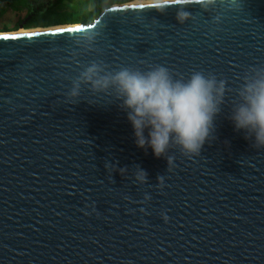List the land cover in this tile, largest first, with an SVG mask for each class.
<instances>
[{
  "label": "water",
  "instance_id": "1",
  "mask_svg": "<svg viewBox=\"0 0 264 264\" xmlns=\"http://www.w3.org/2000/svg\"><path fill=\"white\" fill-rule=\"evenodd\" d=\"M242 3L115 5L90 24L0 35V264H264V147L230 118L264 67V0ZM69 28L81 31H59ZM94 61L223 79L200 155L173 146L168 165L138 148L112 95L83 87L69 102Z\"/></svg>",
  "mask_w": 264,
  "mask_h": 264
},
{
  "label": "clouds",
  "instance_id": "2",
  "mask_svg": "<svg viewBox=\"0 0 264 264\" xmlns=\"http://www.w3.org/2000/svg\"><path fill=\"white\" fill-rule=\"evenodd\" d=\"M197 2L205 11L220 4L238 13L243 5L242 0ZM221 20V15L215 17L217 24ZM83 87L114 96L132 126L136 146L151 148L157 158L166 157L168 165L173 146L187 156L200 155L212 138L214 121L221 113L226 93V82L212 74L194 72L186 79H177L163 65L147 71L129 67L109 71L96 61L84 66L72 80L67 93L69 102L79 99ZM238 96L230 117L235 129L245 132V138L256 147H264V67L251 70ZM136 169L138 178L148 182L147 173ZM162 180L163 176L158 177V181Z\"/></svg>",
  "mask_w": 264,
  "mask_h": 264
},
{
  "label": "trees",
  "instance_id": "3",
  "mask_svg": "<svg viewBox=\"0 0 264 264\" xmlns=\"http://www.w3.org/2000/svg\"><path fill=\"white\" fill-rule=\"evenodd\" d=\"M63 1V0H59ZM83 5L73 11H59L52 0H0V16L10 14L11 6L18 3L17 14L10 18L15 20L12 28L0 21V33L19 32L21 27L26 30L50 28L64 25L90 24L95 21L107 8L124 5L136 0H82ZM153 1V0H139ZM10 5V7L8 6ZM7 7H6V6Z\"/></svg>",
  "mask_w": 264,
  "mask_h": 264
},
{
  "label": "rangeland",
  "instance_id": "4",
  "mask_svg": "<svg viewBox=\"0 0 264 264\" xmlns=\"http://www.w3.org/2000/svg\"><path fill=\"white\" fill-rule=\"evenodd\" d=\"M44 1H48V0H44ZM52 1L56 5V8L59 11H66V12L73 11L75 8H79L83 5L82 0H63V1L52 0ZM137 1H139V0H136V2ZM153 1H156V0H153ZM8 6L10 7L9 4H8ZM19 6L20 5L18 3H15L13 6H11L10 14L8 12H6L4 15L0 16V21H2V23L9 25V28H12L15 24V20H17V17L14 18L15 20H11L10 18L15 17V15L17 14V11H15V10ZM77 25H80V24H77ZM20 30L24 31L25 29H20ZM32 30H35V29H32ZM11 33H16V32H11ZM0 34H4V33H0Z\"/></svg>",
  "mask_w": 264,
  "mask_h": 264
},
{
  "label": "bare ground",
  "instance_id": "5",
  "mask_svg": "<svg viewBox=\"0 0 264 264\" xmlns=\"http://www.w3.org/2000/svg\"><path fill=\"white\" fill-rule=\"evenodd\" d=\"M163 1H173V0H156V1H134L132 3H129L127 5H130V4H136V3H150V2H163ZM74 26H79V25H74ZM62 28H65V27H62ZM35 31H40L39 29L38 30H31V31H28V30H20L19 32H16V33H8V34H25V33H29V32H35ZM0 35H3V34H0Z\"/></svg>",
  "mask_w": 264,
  "mask_h": 264
},
{
  "label": "snow or ice",
  "instance_id": "6",
  "mask_svg": "<svg viewBox=\"0 0 264 264\" xmlns=\"http://www.w3.org/2000/svg\"><path fill=\"white\" fill-rule=\"evenodd\" d=\"M204 14L206 15L207 13H204ZM59 31L60 32H64V31H67V32H76V31H81V29H79V28H76V29L69 28L67 30L61 29ZM32 35H35V34L29 35L28 36V39H31L32 38ZM2 39H4V40H8V39H23V37H7V36H5Z\"/></svg>",
  "mask_w": 264,
  "mask_h": 264
}]
</instances>
